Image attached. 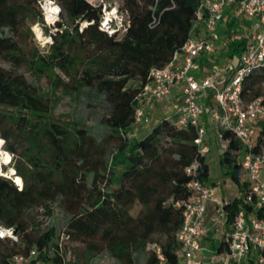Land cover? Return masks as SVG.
<instances>
[{"label":"trees","instance_id":"obj_1","mask_svg":"<svg viewBox=\"0 0 264 264\" xmlns=\"http://www.w3.org/2000/svg\"><path fill=\"white\" fill-rule=\"evenodd\" d=\"M56 1L62 6V31L53 36L48 55L30 62V71L37 75L59 69L75 89H92L100 100L101 119L108 134L101 142L85 130L72 131L45 120L51 104L18 71L26 63L17 41L25 21V5L39 9L32 17L28 15V20L33 24L44 22L38 0H0V54L14 65L13 69L0 66V137L14 155L17 149L10 141L15 134L4 128L12 122L14 130L25 134L19 141L28 145L22 154L27 167L17 168L25 188L18 190L14 184L0 183V223L14 226L21 241L17 245L0 239V264H10L12 257L28 255L33 248L38 251L34 263L74 264L66 258L56 226L43 232L19 210L31 204L33 188L42 189L50 202L61 204L68 216L64 234L88 246L89 253H100L102 245L121 264H159L156 245L167 264H178L182 204L192 195V177L186 169L199 160V179L207 183L210 178L206 157L198 155L199 134L195 127H182L169 116L160 118L161 122L142 139H133L130 133L151 71L169 64L191 37H202L206 31L204 23L195 28L204 0H123L122 9L128 13L130 26L122 38L101 30L100 12L85 0ZM242 19L229 10L216 31L224 39L221 49H226L227 69L236 67L251 39L241 29ZM83 23L87 25L82 28ZM206 63L208 59L201 60L203 67ZM262 81L264 67L246 78L242 91L246 102L256 98L264 101L258 88ZM211 98L212 94L206 100L208 117L215 107ZM8 109L12 110L10 114ZM253 134V151L264 153V120L257 123ZM224 137L229 148L221 154L220 164L242 193L225 204L230 224L241 210L248 184L235 155L242 144L230 131H225ZM45 142L48 161L42 158ZM94 190L99 197L90 202L88 196ZM5 201L15 207L13 212L6 209ZM227 252L226 239L217 247V254L222 257ZM246 264L254 262L249 259Z\"/></svg>","mask_w":264,"mask_h":264},{"label":"built area","instance_id":"obj_2","mask_svg":"<svg viewBox=\"0 0 264 264\" xmlns=\"http://www.w3.org/2000/svg\"><path fill=\"white\" fill-rule=\"evenodd\" d=\"M100 12V28L110 36L122 38L129 30L130 22L120 0H85ZM44 22L36 24V33L43 37L49 34V43L60 29L62 6L56 0H38ZM232 10L236 18L245 17L252 20L251 38L238 64L222 73L223 80L216 81L215 75L206 73L202 59L214 58L217 54L216 38L213 37L223 23L224 15ZM205 25L206 37H191L185 46L175 54L172 61L162 68L151 71L150 82L141 94V104L136 109V124L151 123V110L155 102L168 100L172 89L184 84V100L178 108V123L182 127L193 126L199 138L198 155L206 157L210 148L206 144L207 127L205 125L206 100L209 92L215 100V107L210 114L220 149L229 148V141L224 132L230 131L242 144V149L235 152L248 184L243 197L241 210L234 217L231 232L227 234L228 252L222 257L226 264H246L251 259L254 264H264V153L253 151L252 134L254 127L264 120L263 98L246 102L242 96L244 82L254 72L264 67V0H204L199 7L195 28ZM87 25V23H85ZM66 27V26H65ZM181 61L180 66L176 65ZM146 102V106L142 103ZM4 147V143L2 147ZM200 162L196 160L186 169L192 177L189 188L192 195L182 205L184 223L177 234L180 244L178 264H205L198 255L202 251V239L208 233L206 218L208 205L214 199V188L201 182L198 177ZM178 206H181L179 203ZM215 225L225 226L229 214L225 204L218 202L217 215L212 218ZM0 229L11 230V234L0 237L12 244L21 243L18 230L14 226L1 225ZM159 264H167L165 257L156 245ZM38 255L33 248L28 255L12 257L10 264H29Z\"/></svg>","mask_w":264,"mask_h":264},{"label":"rangeland","instance_id":"obj_3","mask_svg":"<svg viewBox=\"0 0 264 264\" xmlns=\"http://www.w3.org/2000/svg\"><path fill=\"white\" fill-rule=\"evenodd\" d=\"M120 1L121 3H123V0ZM24 10L25 21L19 32L17 41L19 42L24 55L26 56V63L24 62V64L18 68V71L25 74L28 80L38 87L40 95L51 104V111L45 120H48L49 123L60 125L72 131L85 130L97 136L102 142V139L106 138L105 136L108 134V131L103 125L101 119L103 110L100 107V100L92 89H75L73 85L71 86V79H69V77H67L59 69H50L46 71V73L37 75L33 74L30 71V62L33 59L35 60L39 56L48 55L50 53L52 44L49 43V34H46L43 37L38 36L36 33V24H33L30 20L27 19L28 15L32 17V13L38 12L39 9L35 8L33 5L30 6L28 4L25 5ZM63 17H65V15ZM241 19V29L243 31H245L246 29L247 32L250 33L252 31V20L245 17H241ZM68 26L72 27L73 24L68 21ZM84 26L85 23L81 25L82 28ZM213 37L216 38L215 44L217 46V54L214 58L212 57L208 60V65H205V67L207 68V73H213L215 75L216 81L220 82L223 80L222 73L227 70V64H225L224 56V52L226 51V49H221L223 48L221 43L224 42V39H221V36H219L217 32ZM79 55L83 58L86 57V54L81 52H79ZM0 66L7 69L14 68V65L8 62L1 54ZM84 68V65L81 66V71ZM228 68L232 69L233 67L230 65L228 66ZM66 87H70V90H68ZM258 88L261 90L264 96V81H262L258 85ZM160 102L162 101L155 102L153 105V109L150 111L152 119L151 123L147 125L136 124L134 126V130L130 133L131 138L142 139L146 137L152 131V129L161 122L160 118H164L165 113H163V109L161 108V104L163 102ZM172 102L174 104V110L171 111L169 115L173 120H177L178 108L180 107V104L177 101ZM164 104L167 103L164 102L163 105ZM8 110L10 114L12 110ZM14 114L18 116L16 111L14 112ZM4 128L6 130H13L12 132L13 134H15V137L13 136L10 144H12L17 149V152L13 155L11 152L7 151L5 142L0 137L1 141H3L4 143V147L2 148L3 163L2 161H0V183L2 181H5L6 183L14 184V186L18 190H23L26 186V183L22 177L17 175V168L19 167L24 170L27 167L22 154L25 153L24 151L26 150L28 145L24 142L19 141V139L21 140L24 138L25 134H19L18 131L14 130L15 128L12 122H7ZM214 132L216 133V131ZM256 132H259L258 128ZM253 135L254 134H252V136ZM217 141V139H214L213 142L210 143L211 153L207 155V161L211 169L212 178L218 181V184L216 186L217 192L219 195H221L222 192L227 191V189L230 188V184L227 187L224 181H228V183L230 182L229 180H227L229 178H227V176L222 173L221 170L219 153L221 149L219 148ZM17 142H20V145H18ZM43 147L45 148V150L42 154V158L45 161H48L50 156L47 150L48 145L46 144V142L44 143ZM262 177L264 179V171L262 172ZM19 179L21 181V184L17 183L16 181ZM92 179L93 175H90L89 184H91ZM29 182L30 181H28V183ZM31 194V204L19 208V210H22L24 212L30 224H35V226L39 225L38 228L43 232L51 226H56L58 233L61 235L60 242L66 252V258L68 261L74 264H121L115 258H113L102 245L100 253L91 254L89 253L88 246H86L84 243L69 239V237L64 234L65 224L68 216L65 210L61 207V204L58 201L50 202L49 200H47L44 195V191L40 188H33ZM98 197V190H94L89 194L88 201L93 202ZM6 204L8 205L6 209L13 212L15 207H13L12 204H10V202L8 201L6 202ZM137 211L138 209H136V212ZM0 224L6 225L2 222ZM34 260L35 259H32L29 264H37L34 263Z\"/></svg>","mask_w":264,"mask_h":264},{"label":"crops","instance_id":"obj_4","mask_svg":"<svg viewBox=\"0 0 264 264\" xmlns=\"http://www.w3.org/2000/svg\"><path fill=\"white\" fill-rule=\"evenodd\" d=\"M207 36V32L204 30V33L202 35V37H206ZM182 64V62L179 60L176 62L177 66H180ZM206 65H208V63H206ZM204 71H206L207 73V68L204 67ZM184 88L185 85L184 84H178L177 86H175L172 89L171 95L169 97L168 100H161L163 103H167L164 104L162 102L161 108L163 109V113H165V117L169 116V113L171 111H173V102L172 101H177L180 105L183 103L184 100ZM211 95V93L209 92L207 98H209V96ZM212 104L215 103V100L211 98L210 101ZM143 106H146V102L144 101L142 103ZM210 117L205 116V125L207 127V138H206V144L208 145V147L210 148V143L213 142L214 139L216 138V133L215 128L212 124V122H210ZM134 130V129H133ZM217 144L220 148V144L217 141ZM220 150V149H219ZM211 153V148H210V152ZM208 153V154H209ZM220 156L222 154V151H219ZM207 154V155H208ZM206 161H207V156H206ZM208 163V161H207ZM209 165V164H208ZM222 173H224L226 175V171L221 167ZM209 172H210V178L208 180V182L206 184H208L209 186H213L212 188H214V199L209 203L208 205V212H207V218H206V225L208 227V233L206 234L205 237H203L202 239V246L203 249L202 251H200L198 253V255L203 259L205 264H226L223 260H221L217 254V247L227 239V234L231 232V224H227L225 226H220V225H215L212 221V218L215 217L217 215V208H218V202H222L223 204L226 203H231L233 200H235L236 198H239L242 196V193L240 191V188L230 179V177H228L227 175V180H229L230 183H228V181H224L225 185H229V189H227V191H224L221 193V195L218 194L217 192V180H215L214 178H212L211 176V169L209 166ZM215 184V185H214Z\"/></svg>","mask_w":264,"mask_h":264},{"label":"clouds","instance_id":"obj_5","mask_svg":"<svg viewBox=\"0 0 264 264\" xmlns=\"http://www.w3.org/2000/svg\"><path fill=\"white\" fill-rule=\"evenodd\" d=\"M0 144H3V141H0ZM6 156V154H5ZM17 183H19V181H17ZM5 234L10 235L11 234V230H7V233L5 232V230L0 229V237L4 236Z\"/></svg>","mask_w":264,"mask_h":264},{"label":"bare ground","instance_id":"obj_6","mask_svg":"<svg viewBox=\"0 0 264 264\" xmlns=\"http://www.w3.org/2000/svg\"><path fill=\"white\" fill-rule=\"evenodd\" d=\"M0 141H1V139H0ZM1 147H2V144H0V161H2V163H3V155H2V148ZM8 157H9V154H8ZM7 161H8V158H7ZM12 173H14V172H12ZM16 181H19V184H21L20 179L16 180Z\"/></svg>","mask_w":264,"mask_h":264}]
</instances>
